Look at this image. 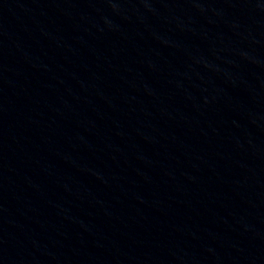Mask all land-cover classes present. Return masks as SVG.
<instances>
[{
	"label": "water",
	"instance_id": "water-1",
	"mask_svg": "<svg viewBox=\"0 0 264 264\" xmlns=\"http://www.w3.org/2000/svg\"><path fill=\"white\" fill-rule=\"evenodd\" d=\"M0 264H264V0H0Z\"/></svg>",
	"mask_w": 264,
	"mask_h": 264
}]
</instances>
